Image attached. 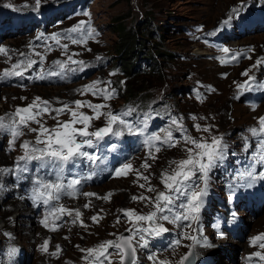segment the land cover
<instances>
[{
	"label": "rangeland",
	"instance_id": "obj_1",
	"mask_svg": "<svg viewBox=\"0 0 264 264\" xmlns=\"http://www.w3.org/2000/svg\"><path fill=\"white\" fill-rule=\"evenodd\" d=\"M9 4L12 7L16 6L18 11H37L34 7L35 0H0V48L8 50L7 55L0 54V73H3L5 69L11 70V65L18 60L26 59L20 56V53L39 52L44 56V62L43 64L38 63L26 71L23 76L0 80V117H4L5 122L18 107H26L32 104L36 97H40L42 100L49 101L53 108H60L65 103L74 107L75 100H86L93 104H107L108 107L101 111H111L113 114H122L128 109H133L124 118L135 127L144 128L145 131L142 135H133L127 130H122L123 134L119 137L109 135L102 141L94 140V146L84 150L90 155H95L96 160L81 157L74 163L66 165L63 177L78 179L80 183L72 188L75 192L66 188L59 201L52 205H63L74 211L72 215L61 216L63 229L48 220L55 226V230L50 231V236H47L51 238H45L49 242L48 251L41 248L45 240L43 243L42 241L37 242L31 237L41 231V227L31 232V235L22 236L21 239L15 237L14 244L16 243L18 247L15 244L14 248L17 251L9 257L10 248L8 247L0 257V264H10L11 261H14L12 264H17L21 260L22 263L27 264H89V261L84 259L87 253L82 252L81 249L96 248L105 241L133 235L128 231L133 224L124 215L123 210H132L138 214H147L153 210L147 201L139 199L133 201L132 197L143 195L154 198L156 193L147 191L149 186L154 187L157 192L165 191L161 182V174L165 171L171 173L175 168V164L171 162L187 158L186 149L192 147L181 139L182 133L176 131V126L172 124L173 118L180 121L185 133L194 139L204 137L210 141L212 135L222 137L223 143L227 146L225 158L222 162H218L216 168L210 173L208 191L199 213V220L192 224V228L197 229L196 232L184 227L186 221L178 222V224L160 221L169 231L163 233L164 236L157 237L163 240L157 241L163 244L162 252L158 253L159 257L156 255L158 247L153 242L151 245L155 247L154 249H151L148 243L147 247H139V237L133 240V244L137 247V264H159L161 260L167 261V264H179L181 258L189 251H193L195 258V248L200 245L190 249L187 246L192 241L185 239L184 236L196 235L201 240V231L198 229L204 226L205 212L210 215L209 224L216 226L219 223L221 225L217 215V210L221 207L213 201L211 205L210 200L215 196V199L222 201L223 206L228 203L236 206L231 202L235 194L233 185L228 186L227 179L231 176L227 173V168L233 171L235 165L242 164L240 171L245 173L248 164L258 157L255 145L259 137H252L249 129L259 128L258 119L264 117V88L256 86L264 84V64L252 67L258 59L264 58V29H253L249 23L253 20L260 23L259 27L264 26V0H91L89 5L79 10L49 16L42 24L24 27L26 30L20 35L11 34L7 30L10 23L9 20L3 18V10L12 8L6 6ZM241 4H243L242 18L237 17V19L240 22L245 19V26L241 28L242 25L236 20L222 25L221 22L225 20L229 11ZM43 7H47L46 11L52 14L53 10H59L58 0H41L39 9ZM83 13H90V15L85 16ZM116 20L122 21L127 28L134 29L140 37L146 38L148 51L154 53L159 48L160 51L171 52L174 55L170 60L163 58L162 55L156 56L161 63L160 73L145 75L143 79L145 89L129 101L123 97L124 93L122 94L115 88L116 84L125 85L129 81L125 74L117 72L114 67L119 56L114 50L117 36L112 31V23ZM80 21L86 22L85 27L90 24L96 35L94 39H89L84 44H72L71 40L64 38V34ZM145 28L153 32L151 37L145 35V32L141 33ZM56 33L61 34V44H68L67 54L51 40V36ZM41 36L42 38L38 40L37 37ZM224 47L230 50L229 53L220 51ZM248 49L252 50L247 52L251 59L244 56L236 60L230 59L234 53ZM72 54H78L73 55V59L84 61V70L61 73L54 62L66 61L67 55ZM9 56L11 59L8 58ZM30 58L37 61L40 59L34 54ZM68 67L79 69L80 65L69 64ZM246 70L248 74L242 75ZM42 72L45 73L43 80L39 79ZM49 72L57 73V75H47ZM111 73L115 75H110ZM249 76L255 78L251 82L253 87L250 89L246 84ZM12 80L16 81L14 85L3 86ZM26 80L29 81L27 85H25ZM93 81L110 82L107 86L109 90L115 89L113 97L110 100H104L102 97L92 96L91 93L81 95L78 90ZM239 85H245V87H238ZM99 87L103 88L105 84L101 83ZM141 105L145 107L144 110L140 107L137 109ZM80 111L90 116L93 115L87 107ZM155 111L157 116L154 115ZM136 114H138L137 118ZM149 114L157 117L159 121L163 117L168 121L169 128L159 125L158 128L148 130L146 118ZM53 116H55L54 112L43 113L38 119L49 129L57 126V120L64 122L70 119V113L67 112L56 119H53ZM105 123L103 116L99 120H93L89 131L103 127ZM195 124H199L201 128L211 126V132L197 131L194 128ZM30 126L39 128L37 124ZM76 127L79 128L82 125H76ZM118 127L114 126V128ZM165 130H171L173 137L180 141L175 147H168L167 144L159 141H154L151 147L144 143L149 135H160L163 138ZM24 133L16 141L12 151H8L10 137L0 134V167H14L12 159L16 160L22 155L20 144L25 140H35L36 133L29 132L27 129H24ZM245 144L248 145V151L244 150ZM156 147L160 148L159 152L155 151ZM113 154L116 158L111 167L105 156ZM250 157L251 161L246 163L245 161ZM145 162L150 167H142ZM125 163H131L132 169L128 170L125 175L117 176L116 169ZM33 165L37 166V163L33 162L29 167ZM46 170L48 168L40 170L38 174ZM30 172L31 176L24 175L18 180L20 187L23 188V195L27 199L31 195H26L25 190L33 189V179L36 176L34 171ZM137 173L149 179L147 181L142 178L138 180ZM1 177L0 195L2 193L9 195V202H13L15 200L13 195L17 197L14 190L18 191L19 187L12 175L7 174ZM63 177L62 182L67 185L68 181ZM44 178L53 180L55 175L49 173ZM139 184H145V188H140ZM84 193L94 195L86 196ZM4 201V198H0L2 224L0 242L4 238L6 218L14 216L21 204L20 200H16L6 210ZM181 201H177V205ZM34 209L31 207V210ZM75 210L81 213L78 220L75 217ZM176 211L179 209L177 208ZM236 213L237 216L232 219L240 218L244 223L243 231L247 233L243 240L244 245L240 243L242 246H239L238 240L233 238L232 234L227 233L228 235L223 236V239L228 243L216 242L213 249L214 251L216 249L228 251L230 247L238 245L241 248L236 249L237 259H245V263L248 264L249 255L259 251L256 246H251L252 238L264 234L262 233L264 231V208L254 219L241 211L239 206L235 215ZM2 214L4 217L1 216ZM36 214L39 215V213ZM93 216H96V221L92 220ZM118 217L119 223H117ZM74 220L75 223H73ZM20 222V230H23L25 221ZM27 222L30 223V221ZM31 222L32 227H35L33 220ZM48 229L49 225L43 227V232L47 233ZM171 233L172 236H170ZM147 237L145 236L146 240ZM176 240H180L178 246L175 244ZM246 244L250 247L246 248ZM57 245L60 248L59 251H57ZM24 247L25 252H20V249H25ZM35 247H38V250ZM108 251L112 253L110 257L112 264H120V257L116 254V250L110 248ZM52 253L56 254L52 255ZM149 255H153L155 260L150 261ZM236 260L234 258L232 263L238 264ZM251 261L259 264L258 258H253ZM229 262L227 257H223L224 264ZM105 264L108 262L106 261ZM196 264L203 263L196 262Z\"/></svg>",
	"mask_w": 264,
	"mask_h": 264
},
{
	"label": "snow or ice",
	"instance_id": "obj_2",
	"mask_svg": "<svg viewBox=\"0 0 264 264\" xmlns=\"http://www.w3.org/2000/svg\"><path fill=\"white\" fill-rule=\"evenodd\" d=\"M7 7H12L10 4ZM41 6V0H35V9H39ZM243 4L239 7H233L225 20L221 22L222 25H227L232 23L237 17L242 18ZM85 16H89L90 13H83ZM86 22L80 21L76 26L68 30L64 34V38L71 40L72 44H84L89 39H94L96 33L95 30L88 24L85 27ZM75 34V35H73ZM37 37V39H41ZM51 40L55 42L56 45L60 46L67 54L68 44H61V34L56 33L51 36ZM50 49L51 46L49 45ZM90 50V49H89ZM223 53H229V49L224 47L220 49ZM248 50H241L240 52L234 53L230 59L236 60L240 56L251 59L247 55ZM0 54L7 55L8 50L5 48H0ZM34 54L39 56V61L31 59V55ZM72 54L67 55L66 61H55L54 63L58 65L60 72H75L77 70H84V61L73 59ZM20 56L26 57V59L18 60L16 63L11 65V70L5 69L3 73H0V80L7 79L9 77H20L35 65L43 64L44 56L39 52L33 53H20ZM11 59V56L8 57ZM99 59V58H98ZM69 64L80 65L79 69H74L68 67ZM264 64V58L258 59L256 63L252 66L253 68ZM247 70L242 75H247ZM47 75H57V73L49 72ZM110 75H115L111 73ZM39 79H45V73L39 75ZM254 77L249 76L248 81H246L247 87L250 89L253 87L252 81ZM101 83L105 84V87L101 88L99 85ZM110 82L93 81L91 84L84 86L82 89L78 90L81 95L91 93L94 97H102L104 100H110L115 89L109 90L108 84ZM256 86L264 88V84H257ZM238 87H245V85H239ZM39 101V103H37ZM74 107L65 103L60 108H53L47 100H42L40 97H36L32 104L17 108L14 113H12L5 122L4 117H0V134L7 135L10 137L8 140V151L14 150V145L19 138L24 135V129L29 132L36 133V138L34 141L25 140L20 144L22 150V155L17 157L15 166L0 167V176L7 174H17L26 173L29 171V165L33 162L37 163V172L41 169L48 168L50 174L54 173L55 179L53 180H42L37 178L34 182V187L31 195V199L34 205L42 203L45 206H51L53 201H59L62 193L65 189H71L75 185H78L80 181L78 179L71 180L67 185L62 182L63 172L66 165L74 163L78 158H87L89 160H96L95 155H90L89 152L85 151V148H92L95 141H102L106 136L119 137L123 134L122 130H127L129 134L142 135L145 131L144 128H137L124 117L129 115L133 109H128L122 114H113L111 111H101L107 108L108 105L104 103L93 104L90 101L75 100L73 102ZM87 107L89 108L93 115H87L86 113L80 111V109ZM55 113L53 119L64 113H70V119L68 121L60 122L57 120V126L51 129L44 126L43 123L38 119L43 113ZM105 118V126L100 127L94 131H89L91 127V122L93 120H99L101 117ZM196 119V117H192ZM31 124L39 125V128L31 127ZM172 124L176 126V131L182 133L181 139L192 147L186 149L187 158L181 159L179 161H172L175 164V168L172 169L171 173L165 171L161 174V182L164 185L165 191H158L149 186L147 191L156 193L155 197L149 196H133L132 200H142L147 201L151 204L152 209L147 214H138L132 210H123L124 215L132 222L133 227L128 229L133 235L130 236H120L117 240H108L99 245L96 248L81 249L82 252H86L87 255L84 257L89 264H112L110 257L112 255L108 250L115 249L116 254L120 257V264H137V247L133 244V240L139 237V247H147L148 241L145 236L158 237L163 233L169 231L168 228L164 226L160 221H167L171 224H178V222L186 221L184 225L186 228H191L193 232L197 229L192 228V224L199 220V213L204 204V198L208 191V181L210 173L216 168L218 162H222L225 158V153L227 146L223 143V138L220 136L212 135L210 141L207 138L201 137L200 139H194L190 135L185 133L183 124L173 118ZM259 128L253 127L249 129L252 137H259L258 143L255 145L259 153L256 163L264 165V117L258 119ZM76 125H82V127H76ZM114 126H119L114 128ZM194 128L197 131H203L206 133L211 132V126H204L201 128L199 124H195ZM247 140V138H245ZM154 141H159L167 144L168 147H175L180 141L173 137L171 130H165L163 138L160 135H149L144 143L152 146ZM244 150L248 151V145L245 144ZM156 152L160 151L159 147L155 148ZM144 168L150 167L147 162L142 165ZM132 169L131 163H125L120 168L116 169L115 174L117 176L125 175L128 170ZM261 178H264V171L259 173ZM249 178L250 180H255L257 177L254 175L253 171H246L241 173L237 178L244 179ZM144 179L147 181L149 178L147 176H142L137 173V179ZM140 188H145V184H139ZM71 195V193H67ZM86 196L94 195L92 193H84ZM183 200L181 201V198ZM107 198V197H105ZM177 201H181L177 205ZM88 207V205H85ZM179 211H176V209ZM73 210L65 208L63 205L51 206L47 216L41 220V224L45 227L48 226V218L52 217L53 221H58L61 216L67 214L72 215ZM167 213V214H165ZM81 216L79 210H75V217L78 220ZM93 221H96V216L92 217ZM76 221L74 220L73 223ZM117 223H119V217L117 218ZM55 230V229H53ZM185 239L192 241L187 247L190 249L196 245L208 246L206 241H201L196 235H185ZM48 240H45L41 245L44 251H47ZM175 244L178 246L180 240H176ZM258 244L259 248L264 250V234H259L252 238L251 246H256ZM60 248L57 245V251ZM17 250L13 247L8 251L9 257H11ZM56 253H52L55 255ZM193 253L190 251L185 256H183L179 264H190L191 257ZM253 258H258L259 264H264V252L256 251L251 253L248 259L251 261ZM148 259L150 261L155 260L153 255H149ZM159 264H167V261L161 260Z\"/></svg>",
	"mask_w": 264,
	"mask_h": 264
},
{
	"label": "trees",
	"instance_id": "obj_3",
	"mask_svg": "<svg viewBox=\"0 0 264 264\" xmlns=\"http://www.w3.org/2000/svg\"><path fill=\"white\" fill-rule=\"evenodd\" d=\"M91 0H75L70 2L68 0H58V9L53 10L52 14L46 11L47 7L38 9L37 11H31V20L44 21L46 15L56 16L57 14H66L72 9L74 11L81 9L85 5H89ZM72 3V4H71ZM75 7V8H74ZM112 31L117 36V42L115 43L114 50L118 53V59L115 62V70L119 73L126 75L127 80H129L125 85H115V88L118 91H121L123 97L126 101L134 99V96L142 90L144 87V76L151 75V73H160L161 63L156 56L162 55L163 58L168 60L173 58L171 52L160 51L159 48L153 53L146 49V38L140 37L138 33L132 29L127 28L122 21H114L112 23ZM151 37L153 35L152 31H149L145 28L141 33ZM141 34V35H142ZM155 45V43H154ZM143 81V83H142ZM141 110H144V106H138ZM154 115L157 116L155 111ZM138 114H136L137 118ZM147 126L150 130L158 128L159 124L161 126L169 128L167 126L168 121L162 117V120L159 121L157 117L149 114L146 118Z\"/></svg>",
	"mask_w": 264,
	"mask_h": 264
},
{
	"label": "bare ground",
	"instance_id": "obj_4",
	"mask_svg": "<svg viewBox=\"0 0 264 264\" xmlns=\"http://www.w3.org/2000/svg\"><path fill=\"white\" fill-rule=\"evenodd\" d=\"M9 168H11V167L9 166ZM14 192L17 193V197H15L13 195V197L15 198L14 201L20 200L21 201L20 202L21 204L18 206V209L16 210V214H18V215L15 214L14 216H11L10 218H6L7 224H4L6 230H4V234H3L4 238H2L1 239V242H0V251L2 250L1 251V254L4 253L8 247L11 248V247H14L15 246V244H16V243L14 244V238L15 237H18V238L21 239L22 236L27 235V234H30L34 230L36 231V229H38V228L41 227V231H39L38 233L36 232L37 234H34L31 237H32L33 240H35L37 242L38 241H42V243H43V241L45 240V238H51V237H47V236L49 235V233H51L50 231H52L53 229H55V226H53L52 224H50L49 222H51V221H49L48 222L49 229L47 230V233L43 232V227H45V226L41 224V220L44 219V217L42 215H37L36 214V213H39L40 210L39 211H36L35 209L34 210H31L30 203H29L28 199L25 197V195H23V189L20 186H19V190L18 191H15L14 190ZM0 198H2V199L4 198L5 201H4L3 204L5 205V209L6 210L8 209L7 207L14 202V201L13 202H9L10 196L7 195V194H5V193H2L0 195ZM35 206H34V208H35ZM263 207H264V204H263ZM205 213H206V217H205V219L203 218L204 219V222H205L204 223V226L202 228L198 229V230L201 231V236H200L201 241H206L208 246L201 247V245H200V246H198V247L195 248V251H196V257L195 258L197 259V263H203V264H210V263L211 264H218V262H220V264H224L223 263V257H227L228 260L230 261L228 264H230V263L233 264L232 263V260L234 258L236 260L237 257H238L237 250L236 249L241 248V247H239V246H242L240 243H243V245H244V242L243 241H237V240H235V241H237V243H238L239 246L236 244L237 246L234 245V247H230L228 249V251L226 249H224L223 251H221V249H219V250L216 249V251H214L213 248H214V244L216 242L228 243V241L225 242L226 240L223 239V236L224 235H223V233L220 232V225H219V223L216 226H214L213 224H209V217H210V215L207 212H205ZM207 214H208V216H207ZM1 216L4 217V214H2ZM21 220L22 221H25V223L23 224V227H24L23 230L22 229L20 230V225H21L20 224L21 223L20 221ZM31 220H33V222L35 223V225H36L35 227H32V224L33 223L31 222ZM27 221H30V223H28ZM228 223H229V220H228ZM0 227H2L1 220H0ZM230 229H234L236 235L242 233V231H243L242 225L239 222H236L232 228L230 227ZM262 233H264V231H262ZM170 236H172V233H171ZM25 237L27 238V236H25ZM152 242H153V244L155 246L158 247V248H156V255H157V257H159V254L158 253L162 252V249L161 248L163 247V244L162 243H158L157 240H154V239H152ZM17 247H18V245H17ZM245 247L246 248H249L250 245H247L246 244ZM256 248L259 251L264 252L262 249L259 248L258 244L256 245ZM25 250H26V248L24 250H21L20 249V252H25ZM233 251L235 252L234 254H233ZM45 256H47V255L45 254ZM244 260L245 259H237L236 260V263H238V264H246ZM13 262L14 261H11L10 264H12ZM17 264H26V263H22V260H21ZM248 264H258V263H256V262L253 263L252 261H250Z\"/></svg>",
	"mask_w": 264,
	"mask_h": 264
},
{
	"label": "water",
	"instance_id": "obj_5",
	"mask_svg": "<svg viewBox=\"0 0 264 264\" xmlns=\"http://www.w3.org/2000/svg\"><path fill=\"white\" fill-rule=\"evenodd\" d=\"M126 237H127V235H126ZM190 252V251H189ZM192 253H193V251H191ZM185 256V255H184ZM190 264H194V255H192V257H191V261H190Z\"/></svg>",
	"mask_w": 264,
	"mask_h": 264
}]
</instances>
